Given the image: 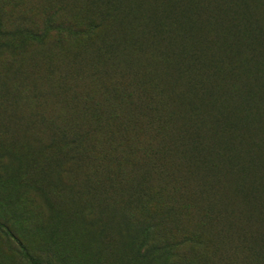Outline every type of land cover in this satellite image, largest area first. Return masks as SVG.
I'll use <instances>...</instances> for the list:
<instances>
[{
    "label": "rangeland",
    "instance_id": "rangeland-1",
    "mask_svg": "<svg viewBox=\"0 0 264 264\" xmlns=\"http://www.w3.org/2000/svg\"><path fill=\"white\" fill-rule=\"evenodd\" d=\"M0 264H264V0H0Z\"/></svg>",
    "mask_w": 264,
    "mask_h": 264
}]
</instances>
